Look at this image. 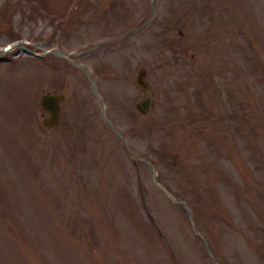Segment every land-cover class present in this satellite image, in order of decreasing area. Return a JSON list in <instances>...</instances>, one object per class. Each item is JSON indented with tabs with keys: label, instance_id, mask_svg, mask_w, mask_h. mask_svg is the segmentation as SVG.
<instances>
[{
	"label": "rangeland",
	"instance_id": "obj_1",
	"mask_svg": "<svg viewBox=\"0 0 264 264\" xmlns=\"http://www.w3.org/2000/svg\"><path fill=\"white\" fill-rule=\"evenodd\" d=\"M202 236L264 264V0H0V264H215Z\"/></svg>",
	"mask_w": 264,
	"mask_h": 264
},
{
	"label": "water",
	"instance_id": "obj_2",
	"mask_svg": "<svg viewBox=\"0 0 264 264\" xmlns=\"http://www.w3.org/2000/svg\"><path fill=\"white\" fill-rule=\"evenodd\" d=\"M152 3L154 0H151ZM153 18V13L150 15L146 20H144L140 25L136 27V29H139L142 25H144L146 22L150 21ZM7 50V49H6ZM55 50V49H54ZM31 53L39 54L38 52H35L33 50H29ZM47 50L43 51L42 53H45ZM4 52V51H3ZM85 69V68H84ZM85 72L88 74L87 69H85ZM145 74L144 68H140L138 75H136L135 79L138 83H140L145 88H148L146 81L144 80L143 76ZM89 75V74H88ZM93 89L96 91V86L93 83ZM65 94L63 92H44L40 95V104L42 108L47 112V115L43 117L42 122L47 127L55 126L59 122L60 112H61V102L64 100ZM151 106V99L150 94H147L144 98H141L137 103L136 107L146 112ZM100 109L102 113L104 114L103 108L100 105ZM105 115V114H104ZM105 119L107 123L110 126H113L115 128L116 132L119 134L120 137L125 141V138L122 136V134L117 130L116 126L112 123V121L105 115ZM151 167L154 169V166L151 165ZM154 179L156 180L155 176ZM188 215L192 222V225L194 227L195 232L200 233V230L194 226L193 224V217H192V211L188 208ZM202 239L204 241L205 248L207 252L211 255V258L215 264H219L217 258L213 255L212 250L208 244L207 239L202 236Z\"/></svg>",
	"mask_w": 264,
	"mask_h": 264
},
{
	"label": "flooded vegetation",
	"instance_id": "obj_3",
	"mask_svg": "<svg viewBox=\"0 0 264 264\" xmlns=\"http://www.w3.org/2000/svg\"><path fill=\"white\" fill-rule=\"evenodd\" d=\"M55 48H50V49H46L47 51L45 53H42V54H46V53H49V52H55L57 54H62L64 55V53L60 52L59 50L55 49ZM45 51V50H44ZM66 55V54H65ZM79 66H81L83 69L85 68L84 66H82L80 63H77ZM88 76V75H87ZM89 77V76H88ZM91 80V79H90Z\"/></svg>",
	"mask_w": 264,
	"mask_h": 264
}]
</instances>
